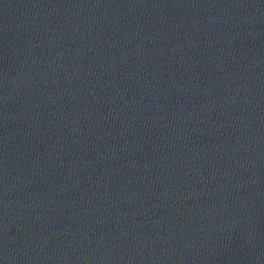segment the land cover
<instances>
[{
	"label": "water",
	"instance_id": "95a60500",
	"mask_svg": "<svg viewBox=\"0 0 264 264\" xmlns=\"http://www.w3.org/2000/svg\"><path fill=\"white\" fill-rule=\"evenodd\" d=\"M0 264H264V0H0Z\"/></svg>",
	"mask_w": 264,
	"mask_h": 264
}]
</instances>
